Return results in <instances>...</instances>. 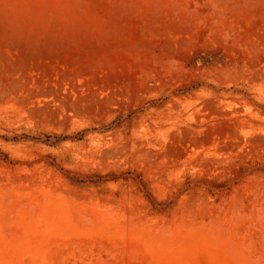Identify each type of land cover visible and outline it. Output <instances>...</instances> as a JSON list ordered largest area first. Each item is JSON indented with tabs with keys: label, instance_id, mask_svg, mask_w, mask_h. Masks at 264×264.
<instances>
[{
	"label": "rangeland",
	"instance_id": "rangeland-1",
	"mask_svg": "<svg viewBox=\"0 0 264 264\" xmlns=\"http://www.w3.org/2000/svg\"><path fill=\"white\" fill-rule=\"evenodd\" d=\"M0 264H264V0H0Z\"/></svg>",
	"mask_w": 264,
	"mask_h": 264
}]
</instances>
